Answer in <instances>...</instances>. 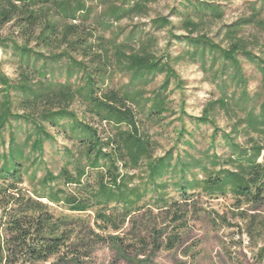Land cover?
Here are the masks:
<instances>
[{"label":"trees","instance_id":"obj_1","mask_svg":"<svg viewBox=\"0 0 264 264\" xmlns=\"http://www.w3.org/2000/svg\"><path fill=\"white\" fill-rule=\"evenodd\" d=\"M150 1L117 0L118 3L108 4L94 16L95 26L86 33L85 25L92 14L86 0H0V28L6 24L14 28L13 37L0 36V47L11 44L21 62L15 83L0 70V134L11 118L31 125L22 145L15 143L10 134L6 150L0 153V180L6 183L0 186V207L4 212L0 220V264H80L79 257L88 254L82 233L76 232L66 216L55 215L50 204H61L65 210L76 213L94 211L95 224L97 220L101 222L98 228L117 231L132 213L143 208L140 203L149 184L165 186L156 180L170 168L171 153L153 158V142L141 128L144 123L153 124L162 118L167 112L168 86L173 84L174 89H180L182 81L167 53L159 56L152 50L153 39L143 36V29L130 31L121 41L104 35L122 19H149ZM184 2L183 35L172 34L173 24L168 16L150 18L149 25L155 30H166L170 35L167 45L171 40L182 42L181 55L174 60L184 58L196 63L215 86L216 95L205 103L194 121L210 123L212 140L219 131L211 117L213 110L224 111L233 121L230 131L222 132L229 149L226 158L221 160L212 154V167L188 161L178 169L171 168L182 177L175 186L183 195L188 188H199L208 196L230 193L238 208L264 202V57L258 53L264 50L263 6L252 4L248 16L219 28L223 34L217 42L199 28L205 22L222 19L223 4L219 0ZM248 25L263 33L258 52L256 35L251 34L250 45L240 35ZM16 38L21 40L20 44ZM240 59L253 64L260 75L256 91H249L250 79ZM46 61L62 64L64 81L54 76V69ZM115 71L127 75V83L112 86ZM156 75L163 76L162 83L145 95L143 87ZM11 90L20 95L22 113L11 111ZM75 102L97 125L110 128L105 137L99 135L97 127L78 119L70 109ZM45 124L61 129L67 139H74L78 153L75 156L65 151L69 157L66 164L56 175L45 171L42 186L61 180L63 185L75 187L74 191L49 187L46 196L33 197L18 187L25 174L24 164L30 161L24 146L29 143L30 152L39 156L43 142L53 139ZM237 133L246 137L245 145L235 141L233 134ZM0 144L4 145L2 140ZM142 166L145 179L122 172ZM197 166H201V179H183L186 171ZM91 171L95 172V186L83 181ZM135 177L139 179L133 183ZM39 198H47V202ZM185 217L176 211L172 213L171 221L176 225L167 236V249L179 242ZM112 239L114 247L120 250L117 237Z\"/></svg>","mask_w":264,"mask_h":264},{"label":"rangeland","instance_id":"obj_2","mask_svg":"<svg viewBox=\"0 0 264 264\" xmlns=\"http://www.w3.org/2000/svg\"><path fill=\"white\" fill-rule=\"evenodd\" d=\"M219 1L224 6L222 19L205 22L199 28L200 32H205L214 41H221L223 31H219V28L238 18L248 16L251 13L252 4L256 7L262 4L261 17L264 18V0ZM113 2L117 0H107L105 3L86 0V4L92 9V14L85 25L86 33H89V30L95 26L94 16H98L106 5ZM184 5V0H151L148 4L147 15L150 18L157 15L168 16L173 24L172 34L183 35L185 32L181 29V19L185 11ZM149 19L138 17L122 19L113 24L104 35L107 38L117 37V40L121 41L130 31L143 29V36L153 39L152 50L159 56L167 53L174 70L182 81L180 89H174L173 84L168 86L167 112L162 118L154 120L153 124L144 123L141 128L153 142V158L163 156L168 151L171 153L170 168L156 180L158 184L165 186L154 187L153 184H149L148 191L140 203L144 205L143 208L132 213L131 218H127L117 231L98 228L97 225L101 222L97 220L95 224L94 211L76 213L65 210L61 204H50L51 211L55 215L66 216L74 224L76 232L82 233V242L86 245L85 249L88 254L79 257L80 264H264V202L242 204L238 208L234 205V198L230 193L208 196L199 188H188L186 195H183L175 186L176 182H181L182 177L178 170L174 173L171 168L178 169L179 165L188 161L212 167L210 163L212 154H216L221 160L226 158L229 149L222 137V132L230 131L233 119L220 109L212 111L211 117L219 129L214 140L211 139L212 126L210 123L194 121V117L201 115L205 103L216 95L215 86L209 82V76L207 78L196 63L184 58L174 60L177 55H181L180 52L184 48L183 43L171 40L167 45L166 41L170 40V35L166 33V30L152 29ZM13 32L14 28L11 24L0 28V36L3 38L13 37ZM251 34L259 38L256 44L259 47L255 48V52H258L262 46L263 33L257 31L253 25L244 26L240 32L249 45L252 43L250 42ZM16 39L20 44L21 40ZM165 45H167L166 51ZM258 53L264 57L263 48ZM20 63L11 44L4 49L0 47V70L11 83H15L18 78ZM37 63L40 64L41 61ZM240 63L245 75L250 79L249 91H256L259 87L260 75L250 62L240 59ZM46 64H50L49 68L54 69V76L59 81L65 80V72L63 68H60L62 64L49 61H46ZM128 80L127 75L115 71L112 86L120 87ZM162 81V75L152 78L143 87L145 95L156 90ZM1 93L0 88V100L2 99ZM10 95L11 111L22 113L19 103L20 95L12 90ZM70 109L76 113L79 120L97 127L101 137H105L110 130L109 127L97 125L95 119L84 113V108L80 103L75 102ZM44 126L53 139L43 142L39 156L36 152H30L29 143L24 146V153L29 155L30 161L24 164L23 181L18 184L22 191L33 197L46 196L49 187L62 188L65 191H74L75 187L69 184L63 185L61 180H54L49 186H42L45 171L56 175L66 164L69 157L65 151L69 150L75 156L78 153L74 139H67L59 128H53L47 124ZM30 130L31 125L25 124L22 119L11 118L1 130L0 140L4 145L0 144V153L6 150L10 134H13L15 143L22 145ZM179 131H182L180 137ZM233 137L236 142L245 145L246 137L242 133L233 134ZM32 158L33 161H31ZM200 167L186 171L183 179H201L203 174ZM68 169L72 171V165H69ZM122 172L146 178L143 166L139 169L122 170ZM134 179L133 183H136L139 178ZM83 181L95 186V172L91 171L89 177L84 178ZM5 184L0 180V186L4 187ZM161 194L164 195L163 200L157 202ZM39 200L47 202V198H39ZM2 201L0 200V206L3 204ZM174 211L186 215L185 225L179 232V242L174 248L167 249L165 247L167 236L174 232L173 225H176L171 221ZM3 213L0 207V220L3 218ZM112 237H117L120 250L114 247Z\"/></svg>","mask_w":264,"mask_h":264}]
</instances>
